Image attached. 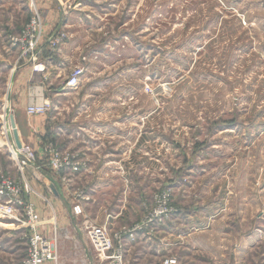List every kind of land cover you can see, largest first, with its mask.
Masks as SVG:
<instances>
[{
    "label": "rangeland",
    "instance_id": "obj_1",
    "mask_svg": "<svg viewBox=\"0 0 264 264\" xmlns=\"http://www.w3.org/2000/svg\"><path fill=\"white\" fill-rule=\"evenodd\" d=\"M6 9L0 5V123L15 73L4 49L18 47L12 38L29 22L7 34ZM93 9L99 36L83 57L92 64L86 77L98 80L105 109L125 111L130 119H115L136 127L135 144L123 151L141 202L132 225L156 208V195L170 194L172 212L141 247L158 255L152 262L264 264V0H101ZM3 138L0 129V181L15 180ZM72 185L79 201L80 177ZM171 222L182 225L183 240L174 233L161 244ZM81 223L61 235V264H100ZM27 255L26 231L0 217V264H26Z\"/></svg>",
    "mask_w": 264,
    "mask_h": 264
},
{
    "label": "crops",
    "instance_id": "obj_2",
    "mask_svg": "<svg viewBox=\"0 0 264 264\" xmlns=\"http://www.w3.org/2000/svg\"><path fill=\"white\" fill-rule=\"evenodd\" d=\"M100 2L101 0H2L1 4L0 1V5L6 6L8 11L3 21V31L7 34H19L35 14H39L43 21L42 42L35 61L22 56L18 47L4 49L6 53L3 54L14 62L11 61L13 65L10 68L15 73L10 86L9 113L2 118L0 129L4 136L2 146L14 172L12 177L32 191L30 199L40 216L44 218L48 215L49 218L45 219L48 223L42 228V232L52 236L54 229H57L59 254L61 235L68 233L73 225L78 228L80 221L82 228L91 223L105 226L113 234L133 227L132 224L138 221L141 213L137 190L131 186L134 184L130 173L131 162L123 152L127 146L130 153V145L135 144V138L132 140L131 134L136 133V127L120 124L119 119L128 116L125 111L105 109L107 97L97 94L93 88L98 80L86 77L92 64L87 60L86 63L82 62L86 53H95L97 50V44H92L99 36V28L90 26V20L100 18L93 11ZM19 14H26V19L20 21L17 17ZM60 32L67 33L69 38L58 50H53L49 41ZM37 64L43 65L45 70L35 71L34 66ZM78 66L85 69L80 84L76 88H67L65 84ZM41 104L50 105L48 113H28L30 106ZM11 117L21 144L32 147L37 155V171L27 169L20 172L18 169L13 156L16 145ZM52 149L71 152L84 166L79 173H69L72 179L68 174L62 175L68 176L67 183L49 167ZM122 165L129 171L127 174L120 172L124 171ZM78 177L82 182L79 201L77 193H72V184ZM50 185L55 187L57 195L50 190ZM64 201L68 204L77 201L74 207L80 205L83 214L76 215L74 208L64 206ZM164 226L175 229L171 234L165 232L161 244L169 242V237H174V233L177 240L182 238L178 232L182 225L178 222ZM143 240L153 239L141 233L134 240L126 239V259L131 264H157L161 259L151 261L158 255L147 253V249L141 247L146 246ZM86 263L90 264L89 260Z\"/></svg>",
    "mask_w": 264,
    "mask_h": 264
},
{
    "label": "built area",
    "instance_id": "obj_3",
    "mask_svg": "<svg viewBox=\"0 0 264 264\" xmlns=\"http://www.w3.org/2000/svg\"><path fill=\"white\" fill-rule=\"evenodd\" d=\"M43 21L39 14L31 17L21 33L12 38L14 46L21 48L22 56L30 57L33 61L37 58V50L42 42ZM65 33L54 35L49 44L53 50L66 41ZM84 62L86 59H83ZM35 71L45 70L43 65H35ZM85 69L83 66L76 67L65 86L76 88L83 77ZM50 110L49 104L34 105L28 108L31 115H44ZM13 156L16 159L20 172L27 169L38 170L37 155L30 146L22 145L21 149L15 146ZM49 167L56 175H64L69 172L76 174L84 167L78 158L71 152H62L57 149L50 150ZM1 173V160H0ZM62 181H69L62 176ZM32 191L20 185L15 180L3 178L0 181V217L12 221L17 229L26 231L28 243V255L26 264H61L59 254V234L54 229L52 236L42 232V228L48 223L37 211L36 206L30 199ZM156 208L141 223L130 228H124L119 232L110 233L105 226H97L88 223L85 226L86 237L91 244L100 264H131L125 257L126 239L134 240L136 235L144 234L145 237L154 236L156 222L163 221L172 212L169 207L170 194L161 193L156 195ZM76 215H82L80 205L73 209ZM157 264H179L177 257H165Z\"/></svg>",
    "mask_w": 264,
    "mask_h": 264
},
{
    "label": "water",
    "instance_id": "obj_4",
    "mask_svg": "<svg viewBox=\"0 0 264 264\" xmlns=\"http://www.w3.org/2000/svg\"><path fill=\"white\" fill-rule=\"evenodd\" d=\"M11 125H12L15 145H16V147L18 149H21L22 148V144L20 142V139H19V136H18V132L16 130V126H15V123H14V120H13L12 117H11ZM49 188L55 195H57L56 189H55V187L53 185H50Z\"/></svg>",
    "mask_w": 264,
    "mask_h": 264
}]
</instances>
